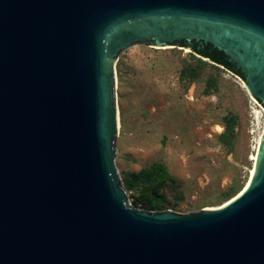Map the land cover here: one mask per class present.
Instances as JSON below:
<instances>
[{
	"label": "water",
	"instance_id": "water-1",
	"mask_svg": "<svg viewBox=\"0 0 264 264\" xmlns=\"http://www.w3.org/2000/svg\"><path fill=\"white\" fill-rule=\"evenodd\" d=\"M181 40L224 52L264 106V0H0V264H264V135L229 204H128L113 63Z\"/></svg>",
	"mask_w": 264,
	"mask_h": 264
},
{
	"label": "rangeland",
	"instance_id": "rangeland-1",
	"mask_svg": "<svg viewBox=\"0 0 264 264\" xmlns=\"http://www.w3.org/2000/svg\"><path fill=\"white\" fill-rule=\"evenodd\" d=\"M190 47L136 44L113 63L119 132L116 166L128 204L147 210L125 179L152 164L165 166L164 210L178 214L217 208L244 186L264 135V106L244 79ZM149 211V210H147Z\"/></svg>",
	"mask_w": 264,
	"mask_h": 264
},
{
	"label": "trees",
	"instance_id": "trees-1",
	"mask_svg": "<svg viewBox=\"0 0 264 264\" xmlns=\"http://www.w3.org/2000/svg\"><path fill=\"white\" fill-rule=\"evenodd\" d=\"M183 47H190L194 54L200 56L198 60L205 64L201 59H207L216 67H223L227 71H231L235 75L243 78L240 70L235 69V65L231 63L226 54L211 45H206L204 48L195 45H182ZM169 175L163 164L155 163L148 168L142 170L138 174H130L125 179V186L127 189L137 188L141 192V199L148 203L149 211H161L165 209L164 197L160 193L166 187Z\"/></svg>",
	"mask_w": 264,
	"mask_h": 264
},
{
	"label": "bare ground",
	"instance_id": "bare-ground-1",
	"mask_svg": "<svg viewBox=\"0 0 264 264\" xmlns=\"http://www.w3.org/2000/svg\"><path fill=\"white\" fill-rule=\"evenodd\" d=\"M119 126H120V121H119ZM262 138H263V136L260 135L259 140L257 141V145H256L257 147H255L256 150H255V153L252 156V163L253 164H252L251 169L249 170V175L247 177L246 182L244 183V186L242 187V189L234 197H232L230 200H228L227 202H225L223 205H221L219 207L225 206V205L229 204L230 202L234 201L235 199L240 197L248 189V187H249V185H250V183L252 181V178H253V174H254V170H255V164H256V159H257V155H258V151H259V147H260Z\"/></svg>",
	"mask_w": 264,
	"mask_h": 264
},
{
	"label": "flooded vegetation",
	"instance_id": "flooded-vegetation-1",
	"mask_svg": "<svg viewBox=\"0 0 264 264\" xmlns=\"http://www.w3.org/2000/svg\"><path fill=\"white\" fill-rule=\"evenodd\" d=\"M175 44H179V45H185L186 43L183 41V40H181V41H178V42H174ZM195 43H197V45H198V47H200V48H204L206 45H210V44H202V43H200V42H196V41H193L191 44H189V45H191V46H193V45H195ZM212 46V45H211ZM213 47V46H212ZM214 48V47H213ZM236 69V68H235ZM237 70H239V69H237ZM241 72V71H240Z\"/></svg>",
	"mask_w": 264,
	"mask_h": 264
}]
</instances>
